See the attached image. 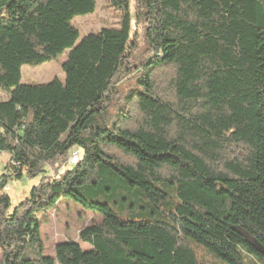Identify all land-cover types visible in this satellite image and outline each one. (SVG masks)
<instances>
[{"label": "trees", "instance_id": "trees-1", "mask_svg": "<svg viewBox=\"0 0 264 264\" xmlns=\"http://www.w3.org/2000/svg\"><path fill=\"white\" fill-rule=\"evenodd\" d=\"M106 1L119 27L77 45L95 0L0 1V264H264V0H134L140 53L129 0ZM66 51L63 83L20 84ZM61 200L100 216L88 251L45 253L37 216Z\"/></svg>", "mask_w": 264, "mask_h": 264}, {"label": "rangeland", "instance_id": "rangeland-1", "mask_svg": "<svg viewBox=\"0 0 264 264\" xmlns=\"http://www.w3.org/2000/svg\"><path fill=\"white\" fill-rule=\"evenodd\" d=\"M95 2L96 8L92 14L75 17L71 22L79 34L76 45L89 34H97L104 28L117 29L119 27V13L113 10L106 0H95ZM129 15V37L130 40L135 41L136 49L140 53L146 46L144 22L142 17L137 15L134 0H129ZM67 54L68 51L40 66H23L21 68L20 84L43 85L54 80L63 83L64 75L61 66L66 61ZM6 99V95L0 91V101H5ZM7 162L8 157L0 154V173L4 171ZM66 166L68 167L67 162ZM61 171L62 169H58L57 172L51 170L48 174L50 177L55 178ZM39 181V177L34 179L23 177L21 180L10 179L8 186L5 187L7 190H4V192L7 193L11 200V208L18 205ZM37 219L38 230L45 253L52 256L53 248L58 243L70 241L79 244L77 239L78 231L91 221L100 220V216L83 209L75 202L61 200L53 210L48 211L46 214H39ZM79 245L84 251L90 249L86 244Z\"/></svg>", "mask_w": 264, "mask_h": 264}, {"label": "built area", "instance_id": "built-area-1", "mask_svg": "<svg viewBox=\"0 0 264 264\" xmlns=\"http://www.w3.org/2000/svg\"><path fill=\"white\" fill-rule=\"evenodd\" d=\"M82 158V152L81 150H78L76 148H73L70 152L69 160L67 161L68 166L76 165ZM4 190H7L4 188Z\"/></svg>", "mask_w": 264, "mask_h": 264}, {"label": "water", "instance_id": "water-1", "mask_svg": "<svg viewBox=\"0 0 264 264\" xmlns=\"http://www.w3.org/2000/svg\"><path fill=\"white\" fill-rule=\"evenodd\" d=\"M1 1V0H0Z\"/></svg>", "mask_w": 264, "mask_h": 264}]
</instances>
